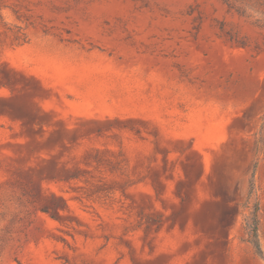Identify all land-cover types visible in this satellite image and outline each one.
Wrapping results in <instances>:
<instances>
[{
    "label": "rangeland",
    "instance_id": "374dc122",
    "mask_svg": "<svg viewBox=\"0 0 264 264\" xmlns=\"http://www.w3.org/2000/svg\"><path fill=\"white\" fill-rule=\"evenodd\" d=\"M0 264H264V0H0Z\"/></svg>",
    "mask_w": 264,
    "mask_h": 264
},
{
    "label": "trees",
    "instance_id": "16d2710c",
    "mask_svg": "<svg viewBox=\"0 0 264 264\" xmlns=\"http://www.w3.org/2000/svg\"><path fill=\"white\" fill-rule=\"evenodd\" d=\"M257 232H258V222H257V218L255 217V219H254V224H253V233H254V238H255V239L253 240V244H254V246H255L257 252H258L259 254H263V251H262V249H261V245L259 244V242H258V240H257V238H258V234H257Z\"/></svg>",
    "mask_w": 264,
    "mask_h": 264
}]
</instances>
